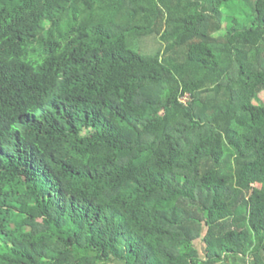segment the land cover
<instances>
[{
    "label": "trees",
    "instance_id": "16d2710c",
    "mask_svg": "<svg viewBox=\"0 0 264 264\" xmlns=\"http://www.w3.org/2000/svg\"><path fill=\"white\" fill-rule=\"evenodd\" d=\"M263 91L264 0H0V264H264Z\"/></svg>",
    "mask_w": 264,
    "mask_h": 264
},
{
    "label": "rangeland",
    "instance_id": "374dc122",
    "mask_svg": "<svg viewBox=\"0 0 264 264\" xmlns=\"http://www.w3.org/2000/svg\"><path fill=\"white\" fill-rule=\"evenodd\" d=\"M240 13H241V16H244L247 12H240ZM224 25H225V23H223L222 28H224ZM222 33H218L217 35L218 36H222ZM144 43H146V42L144 41L143 44ZM145 49L147 51H150V53H151L153 51H156L158 49V46H156L153 41H150L148 47L146 46ZM255 103H257V104H264V91L258 94V96H257V98L255 100Z\"/></svg>",
    "mask_w": 264,
    "mask_h": 264
}]
</instances>
